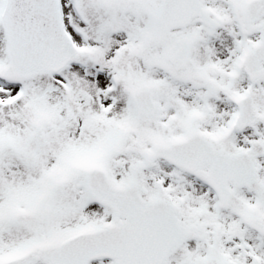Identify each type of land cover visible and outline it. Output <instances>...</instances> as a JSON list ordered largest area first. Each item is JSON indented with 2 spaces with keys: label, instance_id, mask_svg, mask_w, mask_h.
I'll return each mask as SVG.
<instances>
[{
  "label": "snow or ice",
  "instance_id": "snow-or-ice-1",
  "mask_svg": "<svg viewBox=\"0 0 264 264\" xmlns=\"http://www.w3.org/2000/svg\"><path fill=\"white\" fill-rule=\"evenodd\" d=\"M0 264H264V0H0Z\"/></svg>",
  "mask_w": 264,
  "mask_h": 264
}]
</instances>
